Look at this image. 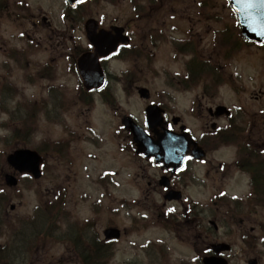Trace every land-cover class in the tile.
Returning <instances> with one entry per match:
<instances>
[{"label": "rangeland", "instance_id": "374dc122", "mask_svg": "<svg viewBox=\"0 0 264 264\" xmlns=\"http://www.w3.org/2000/svg\"><path fill=\"white\" fill-rule=\"evenodd\" d=\"M148 2L153 1H142ZM156 2L158 12L139 21L134 5H143L138 0H94L76 10L64 0H0V170H8L5 155L18 147L38 150L44 161L39 180L19 175L20 184L10 190L0 180V250L10 249L9 256H0V264H78L80 245L66 236L78 233L79 223L82 231L101 240L104 228L123 229L111 244L114 255L108 264H198L190 243L179 241L147 211L152 203L161 206L162 214L173 204L177 215L182 203H189L208 212L201 216L207 219L212 218L211 207L218 208L217 216L233 211L232 217L218 221L214 215L217 240L233 246L230 264H247L252 257L264 264V207L246 206V212L240 207L249 179L228 163L233 146H209L206 161H193L186 173L171 179L172 187L182 191V201L162 206L159 190L145 198L147 181L159 171L125 149L129 136L120 127L123 115L142 125L143 109L153 101L168 117H179L197 138L203 134L210 141L207 113L197 116L194 108L200 95H209L207 107L224 105L233 116H258L264 110V47L243 44L227 29L216 43L218 57L211 56L209 26L198 10L203 7L211 19H219L220 27L229 20L225 0ZM89 17L102 27H124L134 47L150 55L147 59L123 49L122 58L103 63L109 76L103 97L79 89L75 60L77 51L88 45L83 24ZM184 39L211 61L209 76L185 78L190 56L175 48ZM223 79L229 83L218 88ZM138 87L149 90L148 101L138 97ZM216 121L226 129L224 117ZM14 127L31 133L29 143L14 139ZM33 219L38 235L28 248L20 230ZM52 219L55 224L46 227Z\"/></svg>", "mask_w": 264, "mask_h": 264}, {"label": "water", "instance_id": "95a60500", "mask_svg": "<svg viewBox=\"0 0 264 264\" xmlns=\"http://www.w3.org/2000/svg\"><path fill=\"white\" fill-rule=\"evenodd\" d=\"M73 5L76 0H67ZM233 7L238 11L239 20L242 23V34L248 39H255L259 42L264 40V0H230ZM243 17V19H242ZM260 27L263 31L256 32ZM87 38L94 46V52H86L77 60V68L83 79V85L86 89L93 87L99 88L104 83V75L100 67L98 57L107 56L115 51L120 43H127L128 38L124 36L123 29L119 27H110L108 30L99 29L94 20H88L85 24ZM141 97H148V91L144 88L139 89ZM220 112L223 108H219ZM224 111V110H223ZM160 109L148 107L146 109V122L149 130L154 132L156 137H151L137 126L130 118L123 120L125 127L133 133V139L136 143L137 151L145 153L147 156H155L157 160H168L166 162L178 163L186 153L190 152V147L201 151L193 139L187 133L174 134L164 128L165 123L160 115ZM161 128V132L157 131ZM195 157H201L197 152H190ZM7 162L20 172H28L34 178L40 176L39 166L41 158L37 152L29 149H18L6 157ZM5 181L8 186H14L17 183L12 175H5ZM118 231L107 229L105 235L107 238L117 237ZM222 259L206 258L204 264H224ZM250 264H254V261Z\"/></svg>", "mask_w": 264, "mask_h": 264}, {"label": "flooded vegetation", "instance_id": "af4514ba", "mask_svg": "<svg viewBox=\"0 0 264 264\" xmlns=\"http://www.w3.org/2000/svg\"><path fill=\"white\" fill-rule=\"evenodd\" d=\"M261 47H264V44ZM206 96H209V95H204V94L200 95L196 100L194 108L197 111V116L199 114L203 115L204 110H205V113H207V115H204V117L207 119V121L205 122V128H207V127L210 128L212 126L216 127V123L218 124V122L215 119H218L220 117L215 118V116L209 112V109H212L216 106L210 104V106L207 107L204 104V99L206 98ZM206 101H208V100L206 99ZM260 112L262 114H260L258 116H254V115H252L250 113H246V112L240 116H237V112H236L235 115L233 116V114L229 111V114L226 115L224 118L228 121L227 126L233 125L237 130L240 131V133L242 132L243 134H246L247 129L250 130V132H252V130H257L259 139H262V130H264V114L262 111H260ZM247 115H249L251 117L250 122L246 121ZM208 119H210V120L208 121ZM155 167H157V169L160 171L159 177H161L163 175V173L166 172V170H162L160 166H155ZM144 176H147V175H144ZM146 188L148 189L146 196H145L146 199H148V197H149L148 193H150V192H157V190H159L160 192L165 191V188L162 187L160 184H158L157 177H155V176L147 181V187ZM191 210L192 211L190 214H186V211L184 210L183 214L179 217L183 221V223L179 224L178 227L171 230L170 233L178 235L179 237H182V235H185L186 237H188L192 242V248L195 251L196 255L201 250L197 244V241L199 238H202L203 241L207 242V244L203 245V247L206 246V248L209 250L208 254H214L212 251V246L216 243L221 242V241H218L216 236H215L218 234L219 229H218V225L215 224L216 222L214 220V215L216 216L217 219H218V217L230 218L233 216V214H232L233 211H230L231 214H223V215L217 216V214H219V212L216 211V207H211L212 218L207 219L206 225L202 226L201 230H200L199 222H200V220H201V222H203L205 220V218H201V219L199 218L197 209H196V211H194V208H191ZM147 211L155 213L158 218H160L162 216V213H159L160 210L155 203H152V205H147ZM227 243H229V242H227ZM229 247H230V249H229V252H230L232 250V246L229 245Z\"/></svg>", "mask_w": 264, "mask_h": 264}, {"label": "trees", "instance_id": "16d2710c", "mask_svg": "<svg viewBox=\"0 0 264 264\" xmlns=\"http://www.w3.org/2000/svg\"><path fill=\"white\" fill-rule=\"evenodd\" d=\"M89 1H94V0H89ZM1 7V5H0ZM79 7H82L81 4L79 5ZM79 51H77L78 53ZM131 52H133L134 54H136V56H142V51L135 49V48H131ZM194 67V66H193ZM195 71V70H194ZM194 71L191 70V72H188L191 76V73H193ZM26 130V128H19V127H14L13 128V132L15 134L14 139L17 140H22L23 144H26L27 141L23 138L22 133ZM258 185V182L255 179H252V187L255 188ZM256 191L253 189L252 190V195H255ZM258 193V192H257ZM107 257L109 258V255H107ZM104 262L106 261V257H103ZM87 264H89V262H87Z\"/></svg>", "mask_w": 264, "mask_h": 264}, {"label": "snow or ice", "instance_id": "6c2138e0", "mask_svg": "<svg viewBox=\"0 0 264 264\" xmlns=\"http://www.w3.org/2000/svg\"><path fill=\"white\" fill-rule=\"evenodd\" d=\"M79 2H83V0H79ZM89 47H92V45H89ZM2 191V190H0ZM169 211H172V209H169Z\"/></svg>", "mask_w": 264, "mask_h": 264}]
</instances>
